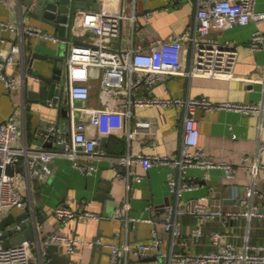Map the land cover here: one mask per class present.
<instances>
[{
	"label": "crops",
	"instance_id": "crops-1",
	"mask_svg": "<svg viewBox=\"0 0 264 264\" xmlns=\"http://www.w3.org/2000/svg\"><path fill=\"white\" fill-rule=\"evenodd\" d=\"M99 11L122 12L127 17L121 21V31L117 37H108L106 43L114 49L145 48L149 44L169 37H179L183 34H194L195 13L198 0H98ZM22 0H0V61L8 48L17 43L20 51L15 53V63L7 68L16 78V87L7 91L0 79V121L15 113L18 124V135L15 144L30 148H46L41 130L51 124H57L59 134L72 132L69 114L62 112V107L69 106L68 92L64 93L61 106L25 102L24 76L32 82L27 68L34 72L41 70L50 72L54 65L52 58L33 57V52L39 55H62L63 39L57 42L37 35L28 34L26 25L39 26L53 34V27L40 20L31 18L21 11ZM256 8L264 10V0H256ZM86 9H91L90 7ZM149 10L151 15L144 19L143 12ZM133 16V18H131ZM10 23L13 30L3 29L1 23ZM257 28L264 32V21L257 25L250 21L243 25H232L225 28H214L208 39L221 44L233 46L236 58L232 66V77L188 76L185 74L164 75L155 83L150 92L139 89V94L161 96L206 97L212 101H235L243 103L264 104V39L260 49L246 47L250 36ZM80 40H91L88 34L79 37ZM45 40L47 43L39 44ZM194 56V44L184 41V66L191 65ZM67 58L57 60L56 65L65 68ZM101 69L92 67L86 83L90 93L87 99H76L77 107L98 108L103 103L99 98V81ZM125 93H117L115 101L122 102ZM51 102V101H50ZM49 102V103H50ZM29 112L31 114H29ZM183 109L162 106H136L132 109L130 120L122 129L100 134L94 124L87 125V133L98 137L99 145L106 155L90 159L96 167L91 173H83L67 155H56L51 160L53 169L47 182L33 180L24 174L14 176L18 189L31 197L35 217L38 220V232L41 244L45 235L52 231H62L77 239L88 242L76 244L73 254L64 251L59 245L58 263L73 260L74 264H108V249L103 246L92 249V238L96 235L101 241L124 240L128 237L133 241L149 238L153 225L162 227L163 205L175 201L168 185V172H177L171 165L154 164L144 169L139 162L120 165L123 173L133 171L141 174L136 181L130 178L115 176L112 156L127 153L158 154L175 156L180 150L184 136ZM75 119L88 120V113L76 109ZM199 119L198 145L210 158L216 161H227L233 164L234 176L230 179L224 176L223 169L212 167L202 169L190 167L186 175L190 181L196 182V187L185 191L180 202L201 197L219 198L227 210H236L238 205L232 201L234 195L242 192L248 185H254L259 190L256 200L264 202V112L255 111L242 113L234 110H197ZM137 120H147L148 128L139 127ZM134 131L133 137H128L127 131ZM37 141H40L38 143ZM249 156L247 161L243 157ZM81 160V159H80ZM256 169L253 172L252 166ZM105 189L102 200L93 197ZM65 204L80 210L89 209L100 214L99 219L72 218L59 221L52 213L56 205ZM264 206V204H263ZM121 207L122 214L115 216V210ZM19 214L22 209H14ZM153 218L154 221L151 220ZM182 236L172 249L188 253H200L216 248L211 242L212 233L220 231L221 244L231 241L237 249H241L244 236L248 235V243L257 245L264 243V218L244 216H229L226 224L218 221L200 222L202 234H191V228L199 221L193 214H181ZM151 221H150V220ZM127 226V231L125 227ZM136 226V227H135ZM29 242V252L32 264H53L51 258L40 253L36 241ZM163 249L170 247L169 234L162 236ZM153 256V255H148ZM131 255L127 264H155L153 259H143Z\"/></svg>",
	"mask_w": 264,
	"mask_h": 264
},
{
	"label": "built area",
	"instance_id": "built-area-1",
	"mask_svg": "<svg viewBox=\"0 0 264 264\" xmlns=\"http://www.w3.org/2000/svg\"><path fill=\"white\" fill-rule=\"evenodd\" d=\"M6 1V0H5ZM144 19H148L151 11L143 12ZM127 17L122 12H107L92 9H77L73 16L72 35L74 38L92 35L91 40H82V44H70L67 54V80L69 96V117L72 127L71 141L66 146V152H56L49 148H30L26 145L15 144L18 135V124L15 113L8 115L0 121V222L12 209H24L27 206L31 210L33 218V206L31 197L23 195L18 189L13 174L5 172L6 164H11L14 169L18 164L25 168L23 173L29 177L28 169L38 162H49L56 155L69 156L74 164L83 173H91L95 166L90 159L106 155L98 147V137L87 133V125L94 124L100 134L122 129L130 120L132 109L136 106H162L182 108L184 136L180 143L178 155H158L127 153L112 156L115 176L117 178L141 179V174L128 171L123 173L120 165H128L131 162H139L144 169L150 166L171 165L177 168V172H168V185L170 191L175 194V201L163 205L162 227L153 225L150 236L146 240L133 241L128 237L124 240L101 241L94 240L108 249V264H127L131 255L142 258L153 255L155 264H264V243L250 245L248 235L244 236L241 249H237L231 241L221 244V232L215 230L211 236V242L216 246L210 251L200 253H188L172 249L174 243L181 238V222L178 218L181 214H193L198 223L191 228V234H202L200 222L216 220L220 225L226 224L229 216H244L248 220L253 217L264 218V202L260 204L256 197L259 190L254 185H248L242 192L234 195L232 201L238 205L236 210H227L219 198L201 197L180 202L185 191L196 187V182L190 181L186 171L190 167L208 169L220 167L224 176L228 179L234 176L235 168L227 161H216L206 155L198 145L199 119L197 110H234L242 113L261 111L264 112V104L243 103L235 101H212L202 97L161 96L153 94H139V89L151 91L156 82L164 75L185 74L188 76H216L232 77V66L236 58V49L233 46L221 44L208 39V35L214 28H225L232 25H243L250 21L257 25L264 21V10L256 8V0H198L195 13L194 34H183L179 37H169L149 44L145 48L114 49L108 46V37H117L121 31V21ZM133 18V16L131 17ZM3 29L13 30V25L2 22ZM25 31L30 35H37L57 42L59 38L39 26L26 25ZM264 39V32L257 28L250 36L246 47L260 49ZM190 40L194 44V56L190 66L185 67L183 61L184 41ZM66 42V40H62ZM71 42V41H70ZM20 51L17 43L12 44L3 59L0 61V79L4 88L11 91L16 87L15 76L7 70L15 63V53ZM101 69L99 81V98L102 107L88 108L74 105L76 99H87L90 89L86 81L90 68ZM31 76V75H30ZM117 93H125V99L117 103ZM50 104L58 105V101ZM80 109L88 113V120H77L74 111ZM139 127L148 128L147 120H137ZM48 134L58 131L55 124L48 128ZM128 137L134 136V131H127ZM264 147V140L261 142ZM249 156L243 157L247 161ZM81 159V160H80ZM256 169L252 166V171ZM7 209L5 214L2 210ZM59 221L72 218L99 219L100 214L89 209H77L65 204L56 205L52 211ZM122 214L121 207L115 210V216ZM150 220V219H149ZM152 221L153 218H151ZM150 220V221H151ZM10 227L9 225L6 228ZM15 227L20 228L19 223ZM127 231V226L125 227ZM169 234L170 247L163 249L162 236ZM5 237L0 228V264H32L29 252V242L22 241L9 246H4ZM44 243H56L63 245L64 251L71 255L76 244L88 242L85 239H77L62 231H52L45 235ZM91 240L90 242H94ZM68 264H74L70 259Z\"/></svg>",
	"mask_w": 264,
	"mask_h": 264
},
{
	"label": "water",
	"instance_id": "water-1",
	"mask_svg": "<svg viewBox=\"0 0 264 264\" xmlns=\"http://www.w3.org/2000/svg\"><path fill=\"white\" fill-rule=\"evenodd\" d=\"M21 11L31 18L40 20L47 23L53 27V35L66 40L64 42V49L62 55L52 56V55H39L33 52V57H39L43 59L52 58L54 65L50 68L49 73H45L41 70L34 72L32 67H28V75L33 77L32 82L28 81L27 76H24V98L25 102L28 103H39L44 106H49L50 101H58V105L61 106L63 101L67 102V98H64V93L68 89L67 80V64L65 68L57 66L56 61H63L67 58L68 50L70 44H82V40L74 38L72 31L73 16L77 9H86L90 7L92 10H99L98 0H22ZM71 41V42H70ZM39 44H46L45 40L38 42ZM62 112L65 115L69 114V106L62 107ZM29 114H31L29 112ZM57 126V124H56ZM58 127V126H57ZM43 132L44 143L46 148H49L56 152H66V146L71 141V132L65 131L63 134H59L56 130L54 133L48 134V130H41ZM41 144L40 141H37ZM53 169L52 161L49 162H38L32 165L29 169V177L33 180L47 182L51 171ZM23 174L26 170L23 165L18 164L14 167L11 164H6L5 172L8 174H13V172ZM105 189H101L93 198L96 200H102ZM15 210H10L0 222V228L2 230V235L5 237L4 246H9L22 241H36L40 253L44 250V256L51 258L53 264H68L69 261L65 263H58V248L59 245L56 243H49L45 246L41 244L38 232V220L35 217V211L33 208V218L30 217L31 210L27 206L19 214L14 212ZM19 223L20 228L15 227V224ZM10 226L6 228V226ZM136 227V226H135ZM95 235L92 239L96 240ZM101 246L95 241L92 243V249L97 250V247ZM153 259L154 256L144 257L143 259Z\"/></svg>",
	"mask_w": 264,
	"mask_h": 264
},
{
	"label": "rangeland",
	"instance_id": "rangeland-1",
	"mask_svg": "<svg viewBox=\"0 0 264 264\" xmlns=\"http://www.w3.org/2000/svg\"><path fill=\"white\" fill-rule=\"evenodd\" d=\"M7 212V209L2 210V214H5Z\"/></svg>",
	"mask_w": 264,
	"mask_h": 264
}]
</instances>
